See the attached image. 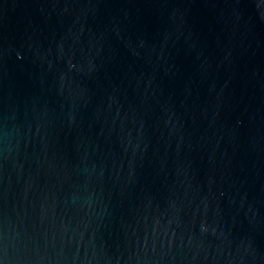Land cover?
Masks as SVG:
<instances>
[{"label": "water", "instance_id": "obj_1", "mask_svg": "<svg viewBox=\"0 0 264 264\" xmlns=\"http://www.w3.org/2000/svg\"><path fill=\"white\" fill-rule=\"evenodd\" d=\"M2 264H264V0H0Z\"/></svg>", "mask_w": 264, "mask_h": 264}, {"label": "snow or ice", "instance_id": "obj_2", "mask_svg": "<svg viewBox=\"0 0 264 264\" xmlns=\"http://www.w3.org/2000/svg\"><path fill=\"white\" fill-rule=\"evenodd\" d=\"M0 264H2V262H0Z\"/></svg>", "mask_w": 264, "mask_h": 264}]
</instances>
